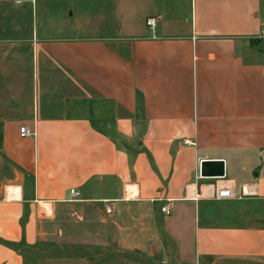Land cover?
Here are the masks:
<instances>
[{"label": "crops", "instance_id": "1", "mask_svg": "<svg viewBox=\"0 0 264 264\" xmlns=\"http://www.w3.org/2000/svg\"><path fill=\"white\" fill-rule=\"evenodd\" d=\"M0 264H264V0H0Z\"/></svg>", "mask_w": 264, "mask_h": 264}, {"label": "built area", "instance_id": "2", "mask_svg": "<svg viewBox=\"0 0 264 264\" xmlns=\"http://www.w3.org/2000/svg\"><path fill=\"white\" fill-rule=\"evenodd\" d=\"M145 25L152 30L154 27V19L147 18L145 20ZM18 135L20 138H32L34 137V133L32 130L27 128L26 126H21L18 128ZM218 182H216L212 187V191L208 193L209 197L214 199H232L235 197L234 185L224 178H217ZM210 191V190H209ZM69 200H72L77 196V192L74 190L68 191ZM160 214L167 216L170 213V209L167 204L161 205L159 207Z\"/></svg>", "mask_w": 264, "mask_h": 264}, {"label": "water", "instance_id": "3", "mask_svg": "<svg viewBox=\"0 0 264 264\" xmlns=\"http://www.w3.org/2000/svg\"><path fill=\"white\" fill-rule=\"evenodd\" d=\"M200 177L223 178L224 166L221 160H202L199 164Z\"/></svg>", "mask_w": 264, "mask_h": 264}]
</instances>
